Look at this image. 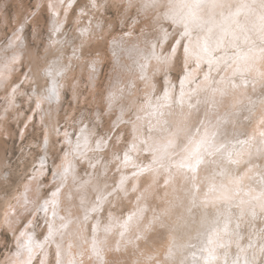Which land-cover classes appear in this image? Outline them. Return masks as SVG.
Returning a JSON list of instances; mask_svg holds the SVG:
<instances>
[{
    "label": "bare ground",
    "instance_id": "bare-ground-1",
    "mask_svg": "<svg viewBox=\"0 0 264 264\" xmlns=\"http://www.w3.org/2000/svg\"><path fill=\"white\" fill-rule=\"evenodd\" d=\"M89 2L91 1L89 0ZM239 3L240 0L236 2V6L234 5V10L231 9L230 11L235 12ZM57 4L58 3H56V5ZM220 11V9L217 10L218 13ZM222 11L225 16L228 15L226 9H223ZM241 16L239 19L243 23L245 21V16L243 20L241 19ZM256 17L257 11L255 15L250 16L248 19L252 22ZM220 19V15H216V20L219 21ZM254 24L258 27L259 21ZM82 27H84V25H82ZM197 36L196 40H192L191 38L189 42L192 52L191 58H196V61L198 52L197 42L204 36V32L199 35L197 34ZM60 37L62 36L60 35ZM253 39H256L255 34H253ZM114 40H116V38ZM249 47L250 45H242L240 54L243 55L244 53H247ZM257 47H259L258 40ZM229 51L231 53L232 50ZM219 54L220 53H217V55ZM191 58L188 61L189 63H191ZM229 63H231V61H229ZM65 64L66 63L54 62L53 66L48 69V71H51V74L48 75L46 82V86L49 84L47 91L45 90L43 93L34 91V110L36 112H44L47 107L53 104L55 106L59 105L61 97L60 85L63 83L62 78H65L62 68L65 67ZM232 67H235V65H232ZM57 72H61L60 75L62 78L60 77L59 79L58 75H56ZM187 72H190L191 76H188L185 79L183 86L184 103L183 105L179 103L181 97V92H179V104L178 106L176 105L179 109L177 110L173 107L175 104V94H172V88L168 86L166 87L165 93L167 92L168 94V99L166 101L157 100L158 98L151 96V91H153L151 89L154 87L152 78L148 76L146 77L144 85V97L146 98L144 106L146 109L143 112L148 113L149 116L144 117V121L151 119L150 125L162 130L158 134L153 131L154 135L152 134V139L156 146L160 148V151L156 153L158 157L157 164L153 165V168L157 169V171L133 178L127 184L129 191L125 199L130 193H133L135 196L133 199L130 198L132 208L125 216L119 217L117 209L110 208L111 204H117L116 202L118 201V198L116 197L115 199L114 197H111L106 202H103L98 212L93 213L85 222L83 221V209L79 207H70L67 202L64 201V197L57 194L55 199L61 202L58 209L59 216L67 218L69 212H71L72 217H78L80 223L73 222L68 229H62L61 231L63 232V235H57L55 243L47 244L44 248H35L32 264H41L42 261L44 264H50L52 251L54 252L52 255L55 256L54 259L57 264L56 244L61 243V241L64 251L62 257L64 264H68V261L73 258H75L78 264H80V262H82V264H92V227L97 224V222H99L101 229L109 224L112 225L111 232L105 234L103 231H99L96 233V238L98 240L104 241L106 239L107 241L106 247L102 250L101 254L109 260L115 256L120 261V264H164L166 254L170 248L174 252V260L170 261L169 264H181V262H185V264H194V259L202 260L200 252L202 238L199 233L204 232L208 225L218 224L220 228H223L224 224L229 220L231 223L229 224L228 232H221L220 239L217 241V243L225 245L223 249L218 250V255L221 258L220 264H224V252H229L233 245L237 246V244H239V247L237 246V249H239L238 252H240L241 248L247 249L246 253H240L241 256L250 253L252 258L254 252L257 254L259 253L260 244L257 243V239L260 237V234L253 232L254 238L251 237V239H253L251 243L253 247L248 248L250 242H243L241 240L243 233L239 232V230L238 239L236 224L239 222L242 225L245 219H247L248 222L250 221V224L252 221L249 215L250 211L253 207H255L256 212L258 209L260 210L259 203L254 201L252 197L258 196L260 193V172L264 170V157H262L257 151L261 147V138L258 133L264 131V127H261L262 122H264V101L257 103L258 105H256V101L253 102V97L255 96L253 90H256L259 85L264 82V80L258 75L259 72H264V61L257 59L253 70L244 75L243 78L248 80L246 86L242 84L240 76L232 78L233 83L241 85L236 89L231 88L228 82V78L231 77L232 68L227 67L224 64H221L218 69L214 67L212 69L213 73H209V71L206 72L205 69L202 71L199 69L195 72L194 69H188ZM206 75H208V79L205 78ZM185 76L186 74L183 78H185ZM197 76L198 78L201 77L200 80H197ZM53 87H55L54 95L50 93V89ZM218 87L226 88L227 95L221 97L217 93L214 97L215 100L222 102L213 106L212 90ZM165 93L163 94V97L165 96ZM117 95L118 92H113V99H115ZM170 102L172 104L168 105L167 103ZM149 103L151 106H149ZM158 104L165 105L162 109L164 112L163 117H159L156 113L155 106ZM189 105H192V107L190 108ZM255 105L258 106L257 108H259L260 111L258 112H260V114L254 116L252 121L245 119L246 122H244L242 118L247 116L248 119L249 114H242V110ZM254 109L256 110V108ZM178 110H180V112ZM170 112H172V115ZM52 116L50 114V118ZM1 118L4 117L2 116ZM33 118L34 114H31L29 116V123L25 128L23 127L21 137L26 132L30 123L34 120ZM164 120H167L168 123L164 124ZM56 126L57 125L52 121L45 126V136L43 137L42 143H40V147L42 146L41 148L44 151L43 156L38 158L37 162L35 161L36 164L32 168L29 178L21 183L19 191H15V197L12 200H7L6 206H9H5L3 209L4 218L2 216V221L13 234L15 248L14 251L7 253L0 264H22V261L27 259V252L18 258L13 255V253L17 251L16 238L20 236L21 232H30L37 244L44 241V237L48 234L47 223L52 220L51 201L54 198L53 193H56L57 188H60L61 193H66V188L61 187L60 179L54 178L53 172L57 171L58 166L62 163H66L64 160V152L67 149L61 154L58 163L56 165L53 164V172L49 175V181L46 182L44 179L47 170L48 148L52 145L53 135L57 133ZM85 128L94 133L93 127L90 128L86 126ZM65 132L68 133L67 129L62 133L63 140L65 139ZM241 132H245V134L242 136L240 134ZM213 133H215V135H213ZM144 136L146 137L145 133ZM250 136H255V140L252 143H239V141H247ZM71 139L73 140L72 136ZM173 139L179 144V147H169L165 152L163 146L166 145L169 140ZM201 139H206L212 143L214 147L210 149V151H213L214 154L205 156L207 163L202 165L195 174L191 172L185 174L178 171L175 164L180 161L183 155H185L181 149H183L185 145H189L190 140L197 141ZM94 141L95 140H92L90 142L93 148ZM189 146L191 147V145ZM215 149H220V152L216 153ZM227 153H232L233 158H236L238 154H243V162L239 164L240 167L242 166L240 170L237 169L239 165H228L224 162L223 157L226 156ZM139 154L140 153H138V155ZM89 155L91 156L92 153L90 152ZM96 156L99 158V153H97ZM151 158L153 159L152 155ZM69 159H71V157H69ZM133 159L137 164H140L135 155H133ZM249 159L251 161L250 163L248 162ZM79 161H81V159L74 161L77 180H89V176L86 173L83 175L79 170ZM149 163L151 162H148L147 164ZM159 164L161 165L158 166ZM250 168L252 171H249ZM88 169L87 172L93 171L90 167ZM102 170L104 171L103 168ZM135 170L136 169L134 168H131V170L126 169L123 170V174L131 176V173ZM157 174L163 176V181L169 179L170 176H174V178H172L169 183H165L164 187H162V181L156 177ZM120 175L121 172H119L118 180L120 179ZM144 176H147L148 180L142 187L140 179ZM186 176L187 178H185ZM193 176H195V179H193ZM235 176H243V181L240 186L232 183L233 177ZM105 182L109 185L108 180L104 181L101 179L100 186L103 187ZM95 183L96 181L93 180L92 184L94 185ZM48 184L50 185L49 188L51 192L46 193L45 190ZM67 184L73 186L71 177H69ZM213 184L217 188V191L215 192L209 190L210 186ZM193 185H195V189L193 188ZM221 185H223L224 188H221ZM133 186L137 188V191H132ZM111 188L112 186H109L108 191H110ZM160 188L163 189L160 191ZM196 189H198V193L195 203H193L191 193ZM225 190L227 191L225 192ZM223 195L230 196L231 199H217V197H222ZM138 197L141 198L138 200ZM87 199L88 207L91 208L92 203L96 200V193L93 192L91 188L88 189ZM45 201H49V211L47 213L40 209V206L43 205ZM205 201L207 202L205 203ZM74 204L77 206L79 205L78 198L74 201ZM104 206L108 209L106 212L107 217L106 213L100 214V211L103 210ZM241 212H243L244 215L243 219L240 221L238 220V216L241 217ZM41 213H43L45 217V225L43 228V234L45 233L44 237L38 236L37 233L40 226L36 225V221ZM109 214H111V220L109 219ZM104 217L106 218L103 219ZM154 219L156 222L152 225L151 230H146V225ZM25 222L27 223L22 227ZM61 223L63 222L57 219L55 227L60 228ZM122 231L124 232L123 237L120 235ZM256 235L258 237H256ZM117 241L121 242L119 253L109 252L107 249L115 248ZM262 242H264V239H262ZM69 245H71V248H69ZM193 253H195V258L193 257ZM198 255H200V257H198ZM150 257L152 258L151 260L149 259ZM235 258L232 257L228 259L227 257L229 264H231V261Z\"/></svg>",
    "mask_w": 264,
    "mask_h": 264
},
{
    "label": "rangeland",
    "instance_id": "rangeland-1",
    "mask_svg": "<svg viewBox=\"0 0 264 264\" xmlns=\"http://www.w3.org/2000/svg\"><path fill=\"white\" fill-rule=\"evenodd\" d=\"M238 1L226 0V3L231 4L233 6L231 9L234 10V5L236 6ZM142 2L143 0H133L132 7H128V0H98V6L92 8L89 0H72L71 4L69 0H63V3L61 0H0V263L7 253L14 251L15 248L13 234L2 221L3 209L7 200L15 197V191H19L21 183L29 178L37 159L43 156L44 151L40 143L45 136L47 124L52 121L57 125L59 135L55 133L51 147H47L49 153L44 175L46 182L49 181V175L53 172V164L58 163L61 154L67 149V145L62 143V133L65 129L71 136L73 132H78L81 128L93 127L98 139L117 120V117L121 115L120 109L123 108L126 110L123 120L136 121L139 116L141 118L139 122L143 125V132L147 136L151 119L144 121V117L149 116L148 113L143 112L146 109L144 106L146 77L152 78L155 89L154 87L151 89L153 90L151 96L158 98L157 100H163L167 86L172 88V94H175L173 107L177 110L179 109L178 95L181 92L180 80L188 69H194V72L199 69L209 71L207 62L197 67L196 58H191V63L188 62L186 68L184 48L177 44V41L181 39L185 44H189L191 38L196 40L197 34L203 31L193 29L194 33L191 34L190 40L183 38L180 35L183 27L177 30V26L171 21L163 19V14L168 11L169 0H162L156 8L147 11H141ZM173 3H178V0H173ZM224 9L227 12L231 10L227 7ZM256 11L258 17L260 13L258 3ZM219 13L217 12V15ZM206 17L207 14L204 18L207 19ZM257 17L252 22L248 19L249 27L258 21ZM243 18L244 15L241 16L242 20ZM81 29H90L91 34L81 37ZM164 31L168 33L165 40L160 36ZM82 39L87 41L85 47L91 49V57L77 58L73 55L74 49L79 50ZM174 46L176 53L169 59ZM97 54L99 58L95 65V73L90 75L91 60L95 59ZM13 58H15L14 61ZM54 62L66 63L62 68L65 78L58 75L59 79L61 77L63 80L60 85L59 105L53 104L44 112H36L33 93L47 91L49 84L46 86L48 78L46 72ZM196 78L200 80L201 77ZM113 92H118V95L110 105L108 98L110 94L113 95ZM253 94L255 95L253 102L256 101V105L264 101V82L253 90ZM256 105L242 110V114H249L248 119H246L247 116L242 118L244 122H246L245 119L252 121L254 116L260 114ZM31 114H34V120L21 137L23 127L25 128L29 123ZM50 114L53 115L51 118ZM170 114L172 115V112ZM2 116L4 118H1ZM153 131L158 134L162 130L154 128ZM124 132L128 133V141H131L132 125L128 124L126 127L120 125V131L114 135L121 136ZM240 134L243 136L245 132ZM72 137L75 141L76 137ZM106 151H108V159H111V150ZM133 155L142 165L152 161L149 153L140 152L139 155L138 153ZM241 167L239 165L237 169L240 170ZM88 168L86 161H79V170L83 175L86 170H89ZM100 172H103L102 168ZM159 174L156 177L162 181L161 186L164 187V178ZM106 175L109 186L113 185L114 179L118 180L119 172L115 170L114 163L110 165ZM171 177L174 178V176ZM147 178L144 176L140 179L142 187ZM49 187L48 184L46 193L51 192ZM162 189L160 188V191ZM134 197V194L130 193L126 199L124 197L118 199L117 204H111L110 208H116L119 217L125 216L132 208L130 198ZM107 210L104 206L100 214L106 213ZM257 214L258 218L250 223L252 225L247 219L241 225L239 232L243 233L241 237L243 242L252 243L253 232H257L260 234L257 243L261 245L264 234H261L260 230L264 229V217L260 216L259 209ZM44 218V214L41 213L36 221V225L40 226L37 233L41 237L45 236V233L43 234ZM238 218L241 221L243 216ZM238 251L237 246L233 245L227 252L228 259L235 258ZM53 253L52 251L50 264H56ZM247 256L251 259L250 253Z\"/></svg>",
    "mask_w": 264,
    "mask_h": 264
},
{
    "label": "snow or ice",
    "instance_id": "snow-or-ice-1",
    "mask_svg": "<svg viewBox=\"0 0 264 264\" xmlns=\"http://www.w3.org/2000/svg\"><path fill=\"white\" fill-rule=\"evenodd\" d=\"M133 0H128V7H132ZM162 0H143L141 4V11H147L148 9L156 8ZM63 3V0H61ZM72 3V0H69V4ZM259 6L260 13L257 17L259 21V26L257 27L253 24L251 27L248 26V18L252 15L256 14V6ZM97 0H91V7L96 8ZM101 7L103 5H100ZM51 7V5H50ZM231 9V4L226 3V0H178V3H173V0H169L168 11L163 14V19L171 21L173 25L177 26V30L179 27H183V32L180 33L181 37L189 38L191 37L193 29H198L204 32V36L200 41L197 42V67L200 66L201 63L207 62L209 66V73H211L212 69L219 68L221 64L226 65L227 67L232 68L231 77L228 78V82L231 88L236 89L241 85L232 82V78L237 76L241 77V82L244 86L248 84V80L244 79V75L246 73H250L253 68L255 61L257 59L264 61V0H240V3L236 7V11H229L228 15L225 16L223 13L224 8ZM217 9H220V17L219 21L216 20ZM205 14H207V19H205ZM245 16V21L242 23L239 19L241 15ZM90 29H81L80 35L84 37L86 35H90ZM253 34L256 35V39H253ZM168 33L166 31L163 32L162 39H167ZM257 40L259 41V47H257ZM87 41L81 40V45L79 50L74 49L73 55L77 58L80 57H91L92 51L89 48L85 47ZM178 45H181L184 48L185 53V67L188 66V61L191 58L192 52L190 43L185 44L183 39L177 41ZM249 46L248 52L243 55L240 54L241 46ZM229 50H232L231 53ZM79 52V54H78ZM176 47H173L171 56L175 55ZM217 53H220L217 55ZM99 56L95 59L91 60V73L90 75H94L95 73V65ZM15 58H13L14 61ZM231 61V63H229ZM235 65V67H232ZM51 71L46 72V75H50ZM61 72H57L56 75H60ZM258 75L264 80V72H259ZM191 76L190 72H186L185 78L180 80L181 86V97L179 103L183 105L184 100V92L183 86L185 83V79ZM208 79V75L205 77ZM222 83V82H221ZM213 98L212 104L215 106L217 103L222 101H216L215 95L218 93L221 97L227 95L226 88H214L212 90ZM51 94H55V87L50 89ZM109 104H112V95H109ZM163 100L168 99L167 92L165 96L162 98ZM149 106L150 103H149ZM164 104H158L155 106L156 113L159 117L164 116L163 108ZM191 108L192 105H189ZM125 109L121 108V115L117 117V120L108 128V130L100 136L98 139L95 134L91 132L87 128H81L78 132H73L71 136H75L76 139L73 141L69 133L65 132V139L62 141L65 145H67V150L64 152V160L66 163H62L58 166L57 171L53 172L54 178H59L61 181V187L66 188V193H61L60 188H57L56 193H53V199L51 201V214L52 220L47 223L48 234L44 237V241L40 243H36L32 234L30 232H21L20 236L16 238L17 240V251L13 253L15 257L22 256L25 252H27V259L22 261V264H32V258L35 248H44L47 244L55 243L57 235L62 236V229H68L73 222L80 223L79 218H73L71 212H69L68 217L59 216L58 209L60 207V201L56 200L55 197L57 194H60L64 197V201L70 207H79L83 209V221H87L93 213H97L100 209L103 202H106L111 197H117L118 199H123L128 195L129 189L127 188V184L133 178L143 176L147 173L156 172L157 169L153 168V165L157 164V155L156 153L160 151V148L156 146L155 142L152 139V132L155 126L150 125L147 129L148 135L145 137L143 132V125L138 123L141 118L138 116L136 121L123 120V115L125 113ZM101 115V119H102ZM247 119V117H246ZM164 124H167L168 121L164 120ZM131 124L132 125V139L128 141V133L124 132L121 136H115L116 132L120 131V125H124L125 127ZM261 127H264V122H262ZM57 134L59 135V128L56 129ZM178 135V133H177ZM215 135V133H213ZM258 135L261 138V147L257 150L259 154L264 157V131H260ZM95 140V147L91 146V141ZM255 140V136H250L247 141H239V143H252ZM126 145V146H125ZM191 145V147L189 146ZM189 145H185L182 152L185 155L182 156L179 162L175 164V167L178 171L183 173L191 172L193 174L197 173L199 168L202 165H205L207 161L205 160L206 155H213V151H210L214 146L212 143L206 139H201L197 141L190 140ZM164 151L166 152L169 147H179V144L176 141L169 140L166 145L163 146ZM222 147V146H221ZM111 150V159H108V151ZM92 153L90 156L89 153ZM149 153L152 155L153 159L151 163L147 165L137 164L133 159V153ZM216 153L220 152V149H215ZM102 153V155L97 158L96 154ZM251 155V154H250ZM71 157V159H69ZM146 158V157H145ZM77 159H81L86 161L92 172H87L86 174L89 176V180H81L78 181L76 178L74 161ZM224 162L228 165H239L243 162V154H238L236 158H233L232 153H227L226 156L223 157ZM251 162L250 159L248 161ZM115 164V170L117 172H121L119 180H113V185L111 191H108L109 185L105 182L103 187L100 186V181L103 179L107 180L106 173L110 170V165ZM103 168L104 171L100 172V169ZM134 168L136 169L131 173V176H127L123 174V170ZM249 171H252L250 168ZM69 177L72 178L73 186H69L67 181ZM260 186L261 190L258 196L252 197L254 201L259 203L260 208V216L264 217V170L260 172ZM187 178V176L185 177ZM172 177L165 180V183H169ZM195 179V176H193ZM95 180L96 183L93 185L92 181ZM243 181V176H235L233 177L232 183L237 186H240ZM91 188L93 192L96 193V200L92 203V207H88V189ZM195 189V185H193ZM221 188H224L221 185ZM211 192L217 191L216 186L213 184L209 189ZM132 191H137V188L133 186ZM227 190H225L226 192ZM198 189L194 190L191 195L193 199V203H195L197 197ZM79 199V205H75L74 201ZM141 197H138L139 200ZM217 199H231L230 196L223 195L222 197H217ZM207 201H205L206 203ZM40 209L47 213L49 211V201H45L43 205L40 206ZM244 215L241 212V217ZM251 219L254 221L258 218V214L255 210V207L249 213ZM7 217V214H6ZM59 219L63 223H61L60 228L55 227L56 220ZM109 219L111 220V214H109ZM239 220V218H238ZM155 219L150 221L148 225H146V230H151L152 225L155 223ZM231 221L229 220L220 228L219 225H208L204 232L199 233L202 238V246L200 248V252L202 255V260H195L194 264H220V256L218 255V250L223 249L225 247L222 243H217L220 239L221 232L227 233L229 230V224ZM241 228V224L237 222V237L239 239L238 230ZM93 241L91 245V260L92 264H120V261L113 256L111 260L105 258L104 255L101 254L102 250L106 247L107 241H100L96 238V233L99 231H103L105 234L112 231V225L109 224L101 229L99 222L93 225ZM260 232L264 234V229H261ZM121 237L124 236V232L120 233ZM206 238V239H205ZM239 247V244H237ZM253 245L249 243L248 248H252ZM57 248V264H64L62 259L64 255L62 241L61 243L56 244ZM71 248V245H69ZM121 248V242L117 241L115 248L107 249L111 253H119ZM247 249L241 248L240 252L237 253V256L234 260L231 261V264H264V242L261 243L259 247V253H253L252 258L249 259L245 254L241 256L240 253H246ZM193 257L195 258V253H193ZM228 253L224 252V264H229L228 262ZM152 259L151 257L149 258ZM174 260V252L170 248L166 254L164 264H169L170 261ZM41 264H44L42 261ZM68 264H78V262L73 258L68 261ZM82 264V262H80ZM181 264H185V262H181Z\"/></svg>",
    "mask_w": 264,
    "mask_h": 264
}]
</instances>
